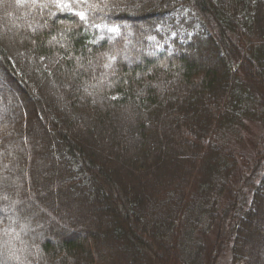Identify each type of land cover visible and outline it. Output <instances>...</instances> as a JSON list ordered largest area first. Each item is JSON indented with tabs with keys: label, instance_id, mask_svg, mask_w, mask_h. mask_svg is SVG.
Returning a JSON list of instances; mask_svg holds the SVG:
<instances>
[{
	"label": "trees",
	"instance_id": "obj_1",
	"mask_svg": "<svg viewBox=\"0 0 264 264\" xmlns=\"http://www.w3.org/2000/svg\"><path fill=\"white\" fill-rule=\"evenodd\" d=\"M2 13L0 264H264V0Z\"/></svg>",
	"mask_w": 264,
	"mask_h": 264
},
{
	"label": "rangeland",
	"instance_id": "obj_2",
	"mask_svg": "<svg viewBox=\"0 0 264 264\" xmlns=\"http://www.w3.org/2000/svg\"><path fill=\"white\" fill-rule=\"evenodd\" d=\"M3 17H5V14H1L0 15V20H3ZM0 28L4 31H6V26L5 25H0ZM3 37H4V35H3ZM4 40L6 41L7 40V37H6V35H5V38H4ZM8 43V41H6V44ZM151 44V43H150ZM140 47V46H139ZM13 48L12 47H10V49H9V51H10V53H11V55H14V51L12 50ZM3 77H4V75H3ZM31 105V104H30ZM28 106V105H27ZM29 108H32L31 106H29ZM259 132H260V128L258 127V126H255L254 128H253V133H252V136H256V134H259ZM101 139H103L102 137L101 138H99V137H97V136H94L93 137V140H95V142H97V143H100L102 140ZM100 141V142H99ZM103 142V141H102ZM250 145H251V143H246V145H245V148H247V150H249V149H251L250 148ZM98 160H99V162H100V164H103V165H107L108 167H109V164H108V162L106 161V157L104 156V157H101V159H99L98 158ZM112 169H115V167L114 168H112ZM117 171V172H116ZM121 169H118L117 168V170L115 169V174H117V175H121ZM106 190V191H105ZM98 192H99V194L101 195V194H103L104 193V195L106 194V192H107V194L106 195H108L109 193H111L112 192V187H105L103 190H98ZM77 195V194H76ZM76 195H75V197H76ZM92 198V199H91ZM89 200H90V202H91V200L93 201V197H90L89 198ZM104 204H102V205H107L106 204V202L102 199L101 200ZM102 208H103V210H104V207L102 206ZM256 233H258V232H256ZM226 259V258H225ZM228 261H230L229 260V258H227L226 260H225V263H227ZM145 262V261H144Z\"/></svg>",
	"mask_w": 264,
	"mask_h": 264
},
{
	"label": "snow or ice",
	"instance_id": "obj_3",
	"mask_svg": "<svg viewBox=\"0 0 264 264\" xmlns=\"http://www.w3.org/2000/svg\"><path fill=\"white\" fill-rule=\"evenodd\" d=\"M80 15H82V16H83V13H81Z\"/></svg>",
	"mask_w": 264,
	"mask_h": 264
}]
</instances>
